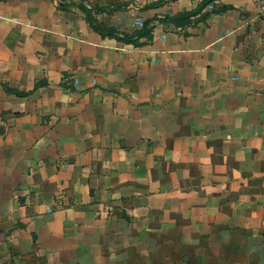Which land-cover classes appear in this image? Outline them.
<instances>
[{"label": "crops", "instance_id": "1", "mask_svg": "<svg viewBox=\"0 0 264 264\" xmlns=\"http://www.w3.org/2000/svg\"><path fill=\"white\" fill-rule=\"evenodd\" d=\"M63 1L0 0V264H264V0Z\"/></svg>", "mask_w": 264, "mask_h": 264}, {"label": "trees", "instance_id": "2", "mask_svg": "<svg viewBox=\"0 0 264 264\" xmlns=\"http://www.w3.org/2000/svg\"><path fill=\"white\" fill-rule=\"evenodd\" d=\"M214 0H203L194 10L188 11V12H181L178 13L172 17H167L164 22H169L174 24L175 26H185L191 24L193 18L202 12V10L211 2ZM161 2L154 3L152 5H149L147 8L150 7H155ZM59 8L61 9H66L67 5L65 1L59 0L58 4ZM78 9L83 13L86 22L89 24V26L97 33H99L103 37H109V38H114L117 41H120L125 44H131L135 47H139L143 45V42L140 41L142 39H145L146 41L151 39V32H152V27H150V21H146L142 24V27L139 30H136L132 34H125L120 32L116 28L112 27H107L103 23L99 22L95 18L96 12H100L103 9L100 7H92L88 8L82 3L77 5ZM207 13H203L201 15V19H205L207 17ZM38 87V85L36 86ZM5 90L7 93H12L16 95H20V93L9 89L8 87L5 86Z\"/></svg>", "mask_w": 264, "mask_h": 264}, {"label": "built area", "instance_id": "3", "mask_svg": "<svg viewBox=\"0 0 264 264\" xmlns=\"http://www.w3.org/2000/svg\"><path fill=\"white\" fill-rule=\"evenodd\" d=\"M75 81H77V80L75 79Z\"/></svg>", "mask_w": 264, "mask_h": 264}]
</instances>
